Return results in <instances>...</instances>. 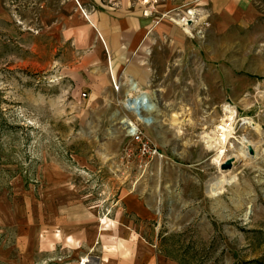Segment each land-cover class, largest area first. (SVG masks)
Masks as SVG:
<instances>
[{"label": "rangeland", "instance_id": "obj_1", "mask_svg": "<svg viewBox=\"0 0 264 264\" xmlns=\"http://www.w3.org/2000/svg\"><path fill=\"white\" fill-rule=\"evenodd\" d=\"M149 1L144 15L176 38L148 39L137 55L160 90L145 125L79 85L86 48L46 28L68 0H0V264H264V0L238 26L207 0H158L155 12ZM189 12L192 37L175 23ZM225 105L236 117L224 120L222 163L242 138L256 150L220 171L201 137ZM124 118L155 157L140 155Z\"/></svg>", "mask_w": 264, "mask_h": 264}, {"label": "crops", "instance_id": "obj_2", "mask_svg": "<svg viewBox=\"0 0 264 264\" xmlns=\"http://www.w3.org/2000/svg\"><path fill=\"white\" fill-rule=\"evenodd\" d=\"M91 1L98 4L100 0ZM150 1L154 12L160 8V1ZM208 1L214 8L221 6L222 17L229 21L228 24L240 25V17L244 13L250 22L256 15H260L256 0ZM103 2L107 3L103 6V11L83 9L82 13L81 8L87 5V0H68L72 5L70 14L65 15L66 9L63 5L54 18V24L59 26L52 27L50 23L46 28L61 30L62 36L70 39L76 48L77 45L86 48L82 52L84 56L74 67V76L79 85L85 87L89 100L119 103L126 102L127 98L145 94L151 104L156 106V100L152 98L154 94L160 95V90L155 88L156 68L153 64L141 60L142 58L138 59L137 55L145 51L144 44L148 39L176 38L175 31H161L160 22L163 20L154 23L148 14L144 15L145 4L148 2L138 0L136 10L129 9L126 0ZM225 20L221 21V25ZM66 21H72V24L65 26ZM228 24L223 27L228 28ZM113 84L117 88H114Z\"/></svg>", "mask_w": 264, "mask_h": 264}, {"label": "bare ground", "instance_id": "obj_3", "mask_svg": "<svg viewBox=\"0 0 264 264\" xmlns=\"http://www.w3.org/2000/svg\"><path fill=\"white\" fill-rule=\"evenodd\" d=\"M187 14L190 17L189 19H178V20H175V23L182 26L184 28L183 31L187 35L192 37L193 34H192L191 30L194 27L195 13L189 12ZM151 105L153 106V108L150 111L151 112L156 111V106L154 104H151ZM123 106L126 108L127 111L135 114V112H134L135 106L133 104L128 106L126 102H123ZM150 111L140 112L139 117L136 114L135 115L141 123H143L145 125H150V123H152L153 120L150 117L146 116V114L150 113ZM222 114H223V118L221 120V123L219 125H217L215 130L211 131L210 133H203V135L201 137L203 140V143L206 145V147L208 149L215 150L216 153H215L213 161L218 166L222 163L223 158H225V146L224 145L227 141H229L230 138H232V135H233L232 128L229 125H227L224 120L233 121L234 118L236 117L235 110L230 108L228 105H225L222 107ZM148 118H150L151 121L145 122L146 119H148ZM121 123H122L123 127L125 128L127 134L130 136H132L133 132H135L137 130L136 125L129 119L124 118V119H122ZM243 123L245 125L249 126L256 134L261 135V127L258 124H256L255 122H253L250 119L244 120ZM240 144H241V147H240V150L239 149L238 150L240 151L239 155H241V156H244L248 153V147L252 148L253 150H256L255 144H253V142L249 141L247 138H242V140L240 141ZM239 155H236V156L234 155L231 158H233L235 160L238 158ZM237 161H238V159H237ZM221 178H223V177H221ZM224 179L225 178H223L221 181L220 180L217 181L216 184H213L212 186H210L211 191H209V192L212 195H214L217 191L221 190L222 181L223 182L225 181ZM228 179H232V177H229ZM227 182H229V181H227Z\"/></svg>", "mask_w": 264, "mask_h": 264}, {"label": "water", "instance_id": "obj_4", "mask_svg": "<svg viewBox=\"0 0 264 264\" xmlns=\"http://www.w3.org/2000/svg\"><path fill=\"white\" fill-rule=\"evenodd\" d=\"M133 88L135 89V87H133ZM125 101H126L128 106L131 104H133L135 106L134 112L138 117L140 116V112L150 111L153 108L150 100L148 99V97L145 94H140L139 96H137L135 98H127ZM150 121H151V119L148 118V119H146L145 122H150ZM248 151H249V153H252V150L250 147H248ZM233 166H234L233 158H228L223 163H221L219 165V170L220 171H229L232 169Z\"/></svg>", "mask_w": 264, "mask_h": 264}, {"label": "built area", "instance_id": "obj_5", "mask_svg": "<svg viewBox=\"0 0 264 264\" xmlns=\"http://www.w3.org/2000/svg\"><path fill=\"white\" fill-rule=\"evenodd\" d=\"M113 86H114V88H117L115 86V84H113ZM82 97H85V95L83 94ZM132 136L134 137L133 139H135L137 141V143L139 144V151H140V155L142 157H144V156L147 155L148 157L151 156V158H153V157L156 156L157 151L156 150H151V148L148 146V144L146 143V141H142L141 140L142 138H141L138 130H136L135 132H133V135Z\"/></svg>", "mask_w": 264, "mask_h": 264}]
</instances>
